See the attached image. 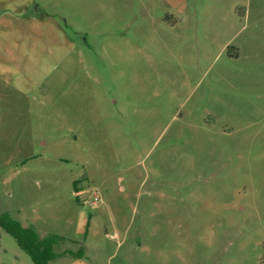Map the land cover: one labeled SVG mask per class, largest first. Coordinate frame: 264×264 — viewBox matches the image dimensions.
I'll return each mask as SVG.
<instances>
[{"label":"rangeland","instance_id":"obj_1","mask_svg":"<svg viewBox=\"0 0 264 264\" xmlns=\"http://www.w3.org/2000/svg\"><path fill=\"white\" fill-rule=\"evenodd\" d=\"M23 1L0 214L64 239L49 264H264V0ZM0 264H35L1 225Z\"/></svg>","mask_w":264,"mask_h":264},{"label":"trees","instance_id":"obj_2","mask_svg":"<svg viewBox=\"0 0 264 264\" xmlns=\"http://www.w3.org/2000/svg\"><path fill=\"white\" fill-rule=\"evenodd\" d=\"M78 181L74 183L75 192L78 193ZM0 225L10 233L31 257L35 264H49L50 261L71 252L59 254L55 251V246L64 239L58 235L40 238L33 228H24L17 221L11 219L7 214H0ZM80 255V254H79Z\"/></svg>","mask_w":264,"mask_h":264},{"label":"crops","instance_id":"obj_3","mask_svg":"<svg viewBox=\"0 0 264 264\" xmlns=\"http://www.w3.org/2000/svg\"><path fill=\"white\" fill-rule=\"evenodd\" d=\"M168 1H170L171 4L174 7H176L180 13L181 11H184V8L186 7V3L188 0H175V1L174 0H168ZM7 2L10 4H13L14 9H16L17 11H19L21 9V7L23 6L22 4L25 3L23 0H12V1L7 0ZM4 17H6V16H1V18H0V20L2 21V25H4V23L6 22V19Z\"/></svg>","mask_w":264,"mask_h":264},{"label":"built area","instance_id":"obj_4","mask_svg":"<svg viewBox=\"0 0 264 264\" xmlns=\"http://www.w3.org/2000/svg\"><path fill=\"white\" fill-rule=\"evenodd\" d=\"M99 200H100L99 196L97 194H95L94 201L97 202Z\"/></svg>","mask_w":264,"mask_h":264}]
</instances>
